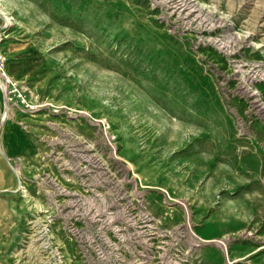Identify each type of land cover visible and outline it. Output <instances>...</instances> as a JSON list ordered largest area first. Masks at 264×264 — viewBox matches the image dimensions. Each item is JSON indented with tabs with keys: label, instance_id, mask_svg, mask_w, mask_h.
I'll use <instances>...</instances> for the list:
<instances>
[{
	"label": "rangeland",
	"instance_id": "rangeland-1",
	"mask_svg": "<svg viewBox=\"0 0 264 264\" xmlns=\"http://www.w3.org/2000/svg\"><path fill=\"white\" fill-rule=\"evenodd\" d=\"M0 15L34 105L0 93L16 222L0 264H264V0H0Z\"/></svg>",
	"mask_w": 264,
	"mask_h": 264
},
{
	"label": "built area",
	"instance_id": "built-area-1",
	"mask_svg": "<svg viewBox=\"0 0 264 264\" xmlns=\"http://www.w3.org/2000/svg\"><path fill=\"white\" fill-rule=\"evenodd\" d=\"M12 17L6 18L3 25L0 26V93L4 104H10L13 98H16L18 104L24 111H32L34 105L26 98L24 89L8 72L7 57L4 52L3 43L6 39V28L11 24Z\"/></svg>",
	"mask_w": 264,
	"mask_h": 264
},
{
	"label": "crops",
	"instance_id": "crops-1",
	"mask_svg": "<svg viewBox=\"0 0 264 264\" xmlns=\"http://www.w3.org/2000/svg\"><path fill=\"white\" fill-rule=\"evenodd\" d=\"M2 20H3L2 15H0V23L2 22ZM16 130L14 129V127H12V129H9L7 131L8 140H10V138H12L14 141L22 140L19 135L13 132V131L16 132ZM21 142L25 144L24 141ZM8 144L6 148H8L9 154H6L7 156L5 157L6 160L10 162V158L8 157V155H11V146L8 147ZM11 176H12L11 172L8 171L6 168H4L3 171L2 170L0 171V244L2 243L4 244L6 243V240L10 239L9 233H11V231H13L16 226L15 220L12 217H10L8 213L5 211V206L10 202V199H12L13 192H15V190L12 189L13 184L9 181L11 179Z\"/></svg>",
	"mask_w": 264,
	"mask_h": 264
}]
</instances>
